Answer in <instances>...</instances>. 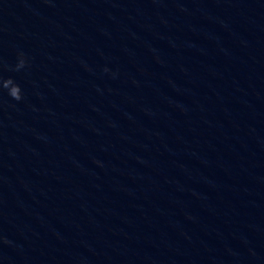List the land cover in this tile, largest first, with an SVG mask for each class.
Wrapping results in <instances>:
<instances>
[{
  "label": "water",
  "instance_id": "water-1",
  "mask_svg": "<svg viewBox=\"0 0 264 264\" xmlns=\"http://www.w3.org/2000/svg\"><path fill=\"white\" fill-rule=\"evenodd\" d=\"M226 1L0 0V264L76 263Z\"/></svg>",
  "mask_w": 264,
  "mask_h": 264
},
{
  "label": "clouds",
  "instance_id": "clouds-1",
  "mask_svg": "<svg viewBox=\"0 0 264 264\" xmlns=\"http://www.w3.org/2000/svg\"><path fill=\"white\" fill-rule=\"evenodd\" d=\"M105 71H107V69H105ZM13 96H15V91L13 92ZM17 99H18V97H17Z\"/></svg>",
  "mask_w": 264,
  "mask_h": 264
}]
</instances>
